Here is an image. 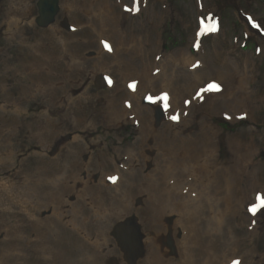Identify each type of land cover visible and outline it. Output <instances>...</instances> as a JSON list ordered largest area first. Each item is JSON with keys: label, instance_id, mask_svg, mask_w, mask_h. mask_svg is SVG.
Listing matches in <instances>:
<instances>
[{"label": "rangeland", "instance_id": "obj_1", "mask_svg": "<svg viewBox=\"0 0 264 264\" xmlns=\"http://www.w3.org/2000/svg\"><path fill=\"white\" fill-rule=\"evenodd\" d=\"M71 1L73 0H62V11L58 17V21L56 22V24L52 25L49 28L42 29V28L37 27L34 21L35 17L38 14L37 0H0V124H1L0 128H2L1 132L3 131L6 132L5 134H7L9 130L13 128L15 132L14 135L16 137L15 139L13 138L14 139L13 142L15 143V145L9 149V153L11 152L13 153L11 154H12V157L14 158V162L12 160L13 163L12 162L9 163L10 165L5 164L6 165L5 167H2V168L0 167V187L3 190L2 191L0 189V195L2 194L0 197V264H67V263L68 264L70 263L71 264H79V263L87 264V263H90L91 259L93 258L92 255L93 254L95 255V253H98V252H100L101 255L103 253V256L106 254L107 258L105 257L106 259L105 258L103 259V264H128L126 260L124 259V255L122 251L120 250L116 240L111 236V230H112L113 225L116 222H118L119 220L129 215L138 216L139 223L142 225V228L144 230L143 232L145 234L144 244L147 245V246L145 245L146 255L138 262V264H142L143 263L142 261H145V259L147 260L149 257L150 248L148 246V242H149V238L151 237L152 231L154 230H149L147 227H145V225L143 224V221L141 222L142 220V218L140 217L141 213L140 211L138 212V210H142L143 203L145 200L142 194L141 195L136 194L135 195L136 198L135 197L132 198L133 201L131 204H133L132 205L133 207L135 208L137 207L136 209L133 208L132 210H130L131 212L129 211V213L128 212L123 213L122 215L116 217L112 221L107 222L104 219L97 216L96 214L94 215L93 212H85L86 215L83 213L81 214V217L76 213L78 217H80V219L76 222L73 221L74 216H75L74 213L76 212L74 211V209L75 208L77 209V206L79 207V203H78L79 193H77L79 192V189L80 190L84 189L89 183L91 184L94 183V185L95 183L96 184L101 183L103 185L106 184L105 186H109V185L112 186L115 184V182H118L115 180L116 178L123 177L124 179H126L125 178L126 176H130L127 174L131 171V169L135 170L137 167L138 169L136 170H139V172L141 170L143 172L145 171L144 175H146L150 171V169L153 167V166H149L146 160L140 155H138L140 151L144 152L145 150L150 151L152 149L151 148L152 142H150V139L152 137L150 139H148V137H145V143H144L145 145L144 144L142 145L141 143L139 152L137 151L138 149L134 150L136 153L138 152L137 153L138 156L136 155L135 160L130 159L128 154L124 151L127 146L134 144L137 138L140 139L139 137L144 127L140 119L132 115H127L126 113H122V112L119 114L118 109H116V108H121L120 105H118V103L123 102L124 98H127L128 102H130L131 104H135L136 106L138 105L135 102V100L131 98L130 95L128 94L129 90L126 85V81L123 78V74H122L123 71L126 69L124 65L127 64L124 61L123 57L129 56V50L128 52L123 53L125 49L122 48L123 52L120 53L121 55L113 54L112 53V43H111L112 39H110L108 40L110 46L109 48H107L109 50L104 49L102 51V42L100 39L101 35L97 29V26L94 20L96 17L99 16L96 19H100L99 22L101 23V27H102L100 28V30L101 32L104 31L102 35L106 39L109 33L107 30H110L109 28L110 25L108 26L107 24H105V22H102V21L105 20L103 18L107 17L104 15L106 14V11L109 8V6H112L113 9L108 10V11H110L114 15V18H115V23L112 26V31L114 30L113 35H115L118 39L122 38L124 40L130 41V46L127 44L122 45L125 48H129V49L131 48V41L133 39L136 40V43L141 44L140 47L144 48V49L142 48L143 52L147 54L149 53L148 55L149 58L155 64V67H154L155 70H158L159 68L162 69L164 68L165 64H167L168 62H171L170 60L171 55L175 51L186 50V51H189L196 58L197 67H193V65L187 66L185 64H178V63H173L172 66L178 71H184L191 78L193 76L195 77L198 74H207V75L210 74L208 79L212 78V76L214 77V75L218 76L219 72L216 73L215 70L216 69L219 71L221 69L222 71L230 70L232 68L230 64L231 62H237L240 66V69H242L240 73H235L234 72L236 71L235 69L230 70V71H233L232 72L233 76L242 77L243 74H246L247 83H246V86H244L245 96L239 95L241 91H238L237 93L233 92L232 94L229 93V97H230V94L232 96L236 94H238L239 97L243 96L242 101H240L242 105L240 109L242 113L240 115L237 114V116L235 117H232L231 115L230 117V116H224L220 114H213L212 117H206L202 115L203 117L199 119L195 127H193L192 129L188 131L184 130L182 127L181 129L183 130L180 129L179 132H180V135H182V137H185V136L190 137V135L192 134L191 137H195L199 140V138L202 136V130H203V129L201 130V127H200L201 125L199 124L206 123L207 126H210L212 124L214 131H217L218 134L220 131V134H219L220 138L214 137V134L210 130H208L206 133L208 135H211L212 138H214L213 146H215L216 148V155H217L216 157L219 156L218 159L222 161L221 162L222 164L226 163L227 161L230 163L231 162L230 160L234 158L232 159V162H233L236 158H238L239 156L241 157L242 155L244 156V158H247L246 156L248 155V158H247L248 163H249V167L247 169L248 171L246 170L247 172L246 173L245 171L241 170L243 172L241 176L242 179L239 178L238 183H237V185L240 186L238 196L232 201L230 205L226 204L224 199H220L222 197L219 196V200H221V202L216 200V202H218L219 204V206L216 209H219V211H221L220 212L222 216L221 227L226 228L225 231L229 232L227 234L229 236L231 235L230 237L232 238L235 237L234 240H236V243L228 244L227 246L222 245L223 250L225 249L226 253L228 252L232 253L227 258V261L225 262V264H229L230 262H231L230 264H264V206L258 207L255 211L252 210V208L258 204L257 196L260 193H264V40L256 36L254 32H252L248 28L247 24L244 21L239 20L237 11L232 7H228L226 5L225 0H141L140 5L138 3L139 0H122V1L121 0H75V2L73 3ZM238 2L244 14L250 20H252L255 26H257L258 28H261L264 31V3H260L256 0H238ZM19 5H23L24 8H20ZM89 7H90V11L92 12L89 11ZM67 9H70L72 13L67 12L66 11ZM75 9H77L76 13H74ZM14 11H17V12H14ZM92 17H95V18H92ZM15 19L18 20V25H16L15 27H11L9 23ZM149 19L151 21H149ZM131 29L139 30L137 31L138 33H136V35L134 34V37H130V32L132 31ZM248 34L254 35L255 42L247 41ZM89 41L91 42L89 43ZM150 43H152L153 45L152 44L149 45ZM143 44L145 47L143 46ZM214 44L216 45V47ZM41 47H43L44 49ZM49 48L51 49V51ZM32 51H34V53H32ZM44 52H48V54ZM201 53L203 56L200 55ZM32 54H43L45 57L48 55L47 58L49 59L47 60H50L51 62L49 63V65H47L46 62L42 60H40V63H38L39 61L33 63V61L31 62V58H30V55ZM49 56H51L52 58H50ZM147 60L148 59L144 58L143 63ZM133 61L136 62L135 60ZM41 62L43 63L41 64ZM52 62L54 63L52 64ZM25 64L26 65L28 64L29 66L27 65L28 66L27 67ZM76 64H79L81 66L79 67V65H76ZM157 64L159 67L157 66ZM238 64H234L233 67L238 68ZM21 67L22 68L26 67V68L22 69ZM79 68H80V71H77ZM250 69H252V71ZM253 69L255 70L253 71ZM26 70H28V72ZM57 70H60V71H57ZM41 72L42 73L44 72V74H41ZM51 72L53 75H50ZM69 72L73 74L71 73L69 74ZM172 72L173 71L170 70V73ZM45 74H47L48 76ZM226 74H227V71L223 72V75H226ZM30 75H31V78H30ZM42 75H44V77ZM64 75L65 76L67 75V76L64 78ZM49 76L50 78L52 76L53 77L50 79ZM101 76H105V77L109 76L110 82L106 81L105 83L101 84V81H100ZM38 78H40L41 80ZM34 79H36L35 84H33ZM64 79L66 80L64 81ZM153 79H155V77H153ZM50 81L52 84L50 83ZM27 82L30 85L26 86ZM40 82L41 84H38ZM42 83H44V85ZM33 85H34V88H32ZM23 86L24 87L26 86L27 88L26 87L24 88ZM38 86L43 89L41 90ZM48 86L50 87L52 86V87L50 88ZM177 86L184 87V83L178 81V83H175V87ZM24 89L28 91V93L27 92L23 93L22 91ZM153 89L156 90L155 87ZM16 93L18 95H16ZM24 94L26 95L24 96ZM156 94H158L157 91H156ZM163 94L164 93H162V95ZM188 94H189L188 96H190L191 98H188L187 96H185L186 97L184 99L185 104L190 99L195 100L193 99V96L191 93H188ZM12 95L14 98L12 97ZM149 95H151V93ZM167 95H168L167 102L169 103V98H170L169 93H167ZM87 96L89 98H86ZM11 97L14 99V101L12 100ZM157 97L158 96L156 95L153 98H155V100L158 101L159 99L157 100L156 99ZM78 98L80 100L82 99L81 102ZM112 99L113 101H111ZM71 100H72V103H71ZM155 100L152 101V103H154ZM137 101H139L140 103L139 99H137ZM110 102L114 103V105L111 104ZM69 104L72 107H70ZM103 105H105V107ZM141 106L147 108V106H143V104H141ZM168 106H170V104ZM168 106L166 107V109L168 108ZM108 108H109V111H108ZM81 109L86 110L84 112H87V115L85 116L83 114L79 115V113H77V110L81 111ZM18 110H20L19 113H18ZM71 110H72V113L69 112ZM186 110L188 112L187 108ZM73 112L75 116L73 115ZM113 112L116 114L115 116H113ZM107 113H111L112 115L107 114ZM45 116L46 118L44 119ZM64 116L66 118H64ZM52 117H54L55 119H53ZM116 117L117 118L119 117L120 119H116ZM124 117L125 119H122ZM3 118H4V121H3ZM10 118H13L15 121L17 119V122L11 121V123L12 122L13 123L8 124V121ZM78 118L86 119L83 121V125L81 124L82 126L80 125V119ZM24 119L25 120L27 119V120L24 122ZM159 119L161 118L159 117ZM87 120L89 122L91 120L92 122L89 123ZM1 121L3 122L1 123ZM19 121H21L22 123ZM28 121H30V123H28ZM39 121H41L40 124L38 123ZM34 122L35 124H33ZM18 123L21 125H19ZM28 124L30 126H28ZM41 124L43 126L45 125V127H42ZM183 124L185 125V123ZM183 124L182 126H184ZM12 125L13 126L15 125V126L13 127ZM35 126H40V130L43 132V134L47 133L50 136L49 137L50 141H49V138L46 137L47 135L44 137L46 138L44 140H40L39 138H34L33 136H34ZM57 126H59V128ZM80 126L82 127V129ZM29 127L31 129H29ZM50 127L51 129H49ZM52 127L54 130L56 128V130L54 131ZM43 130H46V133ZM174 131H177V130L174 129ZM185 131L187 134H185ZM68 133L73 134L72 139L62 144L60 149L54 155H51L50 152H51L52 146L55 145L58 139H60L61 137L65 136ZM1 134L3 135V133ZM138 139L136 141H138ZM78 141H80V145L78 143L74 147L73 144L77 143ZM147 141L148 143L149 142L151 143L150 147L146 145ZM110 142L113 144H111ZM158 142H160V140L158 139H155L153 141L155 145L154 151L155 153L157 152L156 154L161 153L159 148H156V146L157 147L161 146L159 145ZM229 142L231 143V145ZM250 145L252 146L250 147ZM67 147L69 148V150H67ZM240 147L242 150L240 149ZM229 148L230 149L233 148V149H231L230 151ZM71 149L72 151L74 150L76 152V154L74 152L73 156L75 155V158L79 159L78 163L80 167L78 170H75L74 172L66 173L67 171H65L64 169L63 171H65L64 173H66V176L69 175L67 178L69 180L71 179L69 181L66 178L65 183L67 185L70 184L73 186H69V188H66L68 190L64 189V191H62L64 192V195L61 191L58 192V190L57 191L53 190L54 192L51 191L52 193L48 194V192L46 191H48L51 183L52 185L55 184V180L53 178L56 177V175L55 176L49 175L48 177V175L47 176L41 175V174L35 175V173L38 170H41L40 168H44L45 165H47L46 164L47 161L48 162L55 161L58 157L61 156L62 152L70 151ZM235 150H237V152H235ZM2 153L4 154V152H0V159L3 157ZM97 153L98 154L101 153L99 155V158H97V155H98ZM102 155H105L107 158V161L109 160L111 164V168L107 169L108 171L107 170L100 171L98 167L95 166L97 159H100ZM95 156H96V160L94 161ZM42 160H45V162ZM63 162L64 163H62V165L64 164L63 166L66 167L65 160ZM52 163H53L52 166L54 167V164L56 162H52ZM138 163L142 169H139ZM40 164H42L44 167ZM24 166H26V169H24L25 168ZM36 166L38 167V169L35 172L34 169ZM94 170H96L95 171L96 174ZM17 171L18 173L19 172L21 173L23 171L21 175H19V177H17L18 176L16 174ZM26 171L27 172L31 171V172L28 174ZM25 172L27 175L25 174ZM105 172H107V174ZM118 172L122 174L120 175ZM22 174L23 175L25 174L26 176L23 177ZM91 174L92 175L94 174L95 178L94 176L92 177ZM104 174H106L107 176ZM113 174L116 176H114ZM38 175L40 177H38ZM251 175H253L254 178ZM50 176H52L53 178ZM88 176H90L89 179H88ZM103 176L104 178L105 177L106 178L104 179ZM77 177H80V178L78 179ZM81 177L82 178L84 177V178L82 179ZM114 177L115 179H113ZM22 178H24L25 180L29 178L27 181L34 178L36 181L35 194L40 193L41 191H43V193L41 192L42 194L40 196L38 197L36 196V198L34 197L35 200H28L26 199L27 197L25 198V200L24 199L20 200L23 197L19 196V193H15V192L7 193L6 192V190H9L8 188L11 186L13 182L15 183L17 181L18 182L24 181V179ZM46 178H47L48 183H45L46 181L44 179ZM97 179H99L98 180L99 182L97 181ZM93 180H95V182H92ZM110 180L111 181L114 180V181L111 182ZM67 181L69 184L67 183ZM133 181L134 183L138 182L136 180H133ZM84 182H87V183L84 184ZM77 183H79L80 185H78ZM244 183L247 186L243 185ZM112 189H114L115 191V188H112ZM44 190L46 194L44 193ZM243 190L248 191L247 195L249 196H247L246 202L243 201V198L245 197L243 195L245 194ZM60 192H61V195H63L64 203L62 202V204L58 207L55 204L57 203L56 201L51 202V198H52L51 195L53 193H54L53 195L55 194L60 195ZM16 194L18 196H16ZM45 195H48V196H45ZM3 197H6L7 200L2 199ZM12 199L13 200L15 199L14 200L15 202ZM41 200H42V205L37 206L36 203L41 204ZM33 201L34 203H31ZM43 201L45 202V204ZM49 202L51 203L52 206L49 205L50 204ZM76 203H77V206H76ZM233 203L235 205H233ZM30 204L32 205V207L35 206V209L37 210H34V207H33V210H31L32 207ZM64 204L65 206H63ZM40 206H42V208H40ZM44 206L46 207L45 209H44ZM227 209L228 210L230 209V211H228ZM28 211H30L31 213ZM234 211H236L237 214ZM58 212L61 214H59ZM229 212L232 216L228 214ZM56 216H60V217H56ZM44 220H47V221L44 222ZM52 220H55V222H53ZM84 221L87 223H85ZM224 221H226V223ZM46 222L47 224L49 223L50 225L48 224L47 226ZM91 222L93 224L95 222L94 226H92L94 231L90 230L91 228L89 227L87 229L82 227L83 225L89 226L88 223H91ZM109 222L110 224H108ZM34 224H36L37 226H35ZM50 226L51 227L53 226V227L51 228ZM45 228L46 229L48 228L47 230H49L51 233H54V234L47 232ZM75 229L77 230L78 233L76 231H73ZM106 229L108 231H106ZM253 229L255 230L253 231ZM174 230L178 232L179 228L178 230L177 228H174ZM44 231H46L47 235L44 234ZM168 231L169 230H167L166 232L164 231H161V232L166 234ZM176 231L174 232L176 237L172 238L173 241L171 242L172 244H170V246L171 248L174 247L175 252L176 251L177 252L173 254L167 253V255L162 254L163 256H165L163 257V259L165 260V263L167 262V264H173V263L176 264V262H179L178 264H182L181 262L184 261V257L180 255L179 250H177L178 248L174 245L175 239L176 238L180 239L181 237V235L176 234L177 233ZM55 232L57 234H55ZM42 233L43 235H41ZM48 234H50L51 237ZM101 234H104V236ZM102 238H105V239H102ZM23 239L24 241L21 242V240ZM110 239L111 241H109ZM99 244H102V245H99ZM182 245L185 246L186 244L185 245L182 244ZM236 245L238 249L236 248ZM62 246H65V247H62ZM228 247H229V250H228ZM79 248L81 249V252L79 251ZM83 248L87 250L85 253H84ZM220 248H221V245L216 246L215 249L214 248L211 249L213 250V252L214 250L216 251L214 255L212 254V257L217 258L215 260L219 264H221V261L223 260V254ZM111 249H113L114 253H116V254L112 253L114 257L112 254L109 253ZM95 250L96 252H94ZM107 250H109V252ZM234 250L236 252L233 253ZM195 251L196 250L193 251L194 254L192 255H195L201 261L205 262L207 260L206 259L207 256L204 253L201 254L200 253L201 251L199 252L197 251L198 253L196 255ZM63 254H66V255L64 256ZM176 256L179 258H177ZM219 256L221 257L219 258ZM60 259H62V262Z\"/></svg>", "mask_w": 264, "mask_h": 264}, {"label": "bare ground", "instance_id": "obj_2", "mask_svg": "<svg viewBox=\"0 0 264 264\" xmlns=\"http://www.w3.org/2000/svg\"><path fill=\"white\" fill-rule=\"evenodd\" d=\"M122 1V0H121ZM72 3L75 2V0L71 1ZM92 2V1H91ZM95 2V1H94ZM107 2V1H106ZM114 3V2H113ZM103 4V3H102ZM109 4V3H108ZM116 4V3H115ZM104 5V4H103ZM93 6V4H92ZM91 6V7H92ZM114 6V5H113ZM149 6V5H148ZM147 6V7H148ZM20 8H24L23 5H19ZM95 8V7H94ZM116 8V7H115ZM113 9L112 6H109V8L106 11V14L104 16H107L106 18H103L105 20H103L102 22H105V24H107L110 28V30H107L108 36L106 37V39L104 38V36L102 35L103 32H101L100 28L101 27V23L99 22L100 19H96L98 17H92L95 18L94 22L96 23L97 29L100 33V39L102 42V51L104 50V48L109 47V41L110 39H112L111 43H112V53L113 54H118L121 55L120 53L123 52L124 48V52H128L129 50V56L128 57H123L124 61L128 64H125L124 67H126V69L123 71V78L126 81L127 87L128 84L133 82L135 84V89L132 91L129 89V95L131 98H133L135 100V102L137 103L138 106H136L135 104H131L130 102H128L127 98L123 99V102L118 103V105H120L121 108H116L118 109V113L120 114L122 113H126L127 115H132L138 119H140L144 129H142L141 134H140V139H138V141L135 140V143L129 146H125L126 149L124 150L130 159L135 160L137 153L139 152V148L145 143V137H148V139H150V142H152V144L147 141V146H151L152 145V149L149 150H145L144 152L140 151L138 155H140L141 157H143L147 164H149V166H153L150 171L144 175V172L141 170L139 172V170L136 167L135 170H132L127 174L130 176H126L124 179L123 177L119 178L120 180H118V182H116L114 185H109V186H105L101 183H94L91 184L89 183L84 189H79V207L77 206V209L75 208L74 211H76L74 214V222L78 221L81 217V214H85V212H93L94 215L96 214L97 216H99L100 218L104 219L105 221H112L113 219H115L116 217L122 215L123 213H129L130 210H132L133 207L131 204L132 203V198L135 197L136 194H142V196L145 198L144 203H143V207L142 210H138V212L140 211L141 215L140 217L142 218L141 222L143 221V224L145 225V227H147L149 230H154L152 231L151 237L149 238V242H148V246H149V257L148 259L145 261H142V264H167V262L165 263V260L163 259V255H167V253L169 254H173L176 253L174 247L171 248L170 244H172L171 242L173 241L172 238L176 237L175 235V231L174 228H179L178 232L176 234L181 235L180 239L176 238L174 245L178 248L177 250H179L180 255H182V257H184V261L181 262L182 264H219L217 263V261L212 257V254L214 255V253L216 252L214 250H211L212 248L215 249L216 246H220L221 245V250H222V254H223V260L221 258V264H225V262L227 261V258L232 254L231 252L226 253L225 249L223 250L222 245L227 246L228 244H232V243H236V240H234V238L230 237L226 232L224 227H221V211H219V209H216L219 204L218 202H216V200H219V196L222 197L220 199H224L226 204H231L232 201L238 196L239 193V187L237 185L238 183V179L241 178L242 179V171H245L248 169L249 167V163H248V155L246 156L247 158H244V156L242 155L241 157L239 156L238 158H236L233 162H232V158L230 161V163L226 160L224 164H222L218 157H216V148L215 146H213L214 143V138H212L211 135H208L206 132L208 130L212 131V133L214 134V137H218L220 138L219 134L217 131H214V128L212 127V124L210 126H207V124H199L201 125V130H202V136L199 138V140L195 137H191L192 134L190 135V137H182V135H180V129L183 127L184 130L188 131L190 129H192L193 127L196 126L197 122L199 121V119H201L204 115L206 117H212L213 114H220V115H224V116H232L235 117L238 115H240L242 113L241 109V103L240 101H242L243 96H245L244 93V86H246V74H243V76L241 77H237V76H233V71H230L232 69H235L236 71H234L235 73H240V71H242V69H240V66L237 62H231V66L232 68L230 70H224L222 71V69L219 70H215L216 73L219 72L218 76L214 75V77L212 76V78L208 79V77L210 76L207 74H198L195 77L193 76L192 78L185 73L184 71H178L176 70L172 64L173 63H178V64H185L187 66L189 65H193V67H197V60L196 58L189 52L186 50H178L175 51L174 53H172L171 55V62H168L167 64L164 65V68H159L158 70H155V64L153 63V61L149 58V53H144L142 48L140 47L141 44L136 43V40L131 41V48H125L122 45H129L130 46V41L124 40L122 38L118 39L115 35H113V31H112V26L115 23V18L114 15L108 11ZM151 9V8H150ZM147 10V8H146ZM67 12H70V9L66 10ZM89 11H90V7H89ZM97 11V10H96ZM17 12V11H14ZM77 12V9H75L74 13ZM92 12V11H90ZM161 14V13H160ZM96 15V13H95ZM151 18V17H150ZM153 18V17H152ZM162 19V18H161ZM92 20V19H91ZM93 21V20H92ZM91 21V22H92ZM149 21H151L149 19ZM155 23V22H154ZM153 23V25H154ZM11 27H15L16 25H18V20H12L10 23ZM158 25V24H157ZM139 27V26H137ZM141 28V27H140ZM139 28V29H140ZM156 28V27H155ZM96 29V30H97ZM154 29V28H153ZM105 30V29H104ZM132 30V29H131ZM97 31V32H98ZM137 30H132L130 32V37H134V34L136 35V33H138ZM156 31V30H155ZM106 32V31H105ZM112 32V33H110ZM98 33V35H99ZM50 39V38H49ZM137 39V37H136ZM52 41V40H51ZM61 41V40H60ZM91 41H89L90 43ZM103 42L106 43L105 47L103 46ZM151 42V41H150ZM217 42V41H216ZM63 43V42H62ZM141 43V42H140ZM64 44V43H63ZM62 44V45H63ZM152 43H150L149 45H151ZM157 44V42H156ZM153 45V44H152ZM215 45V44H214ZM61 46V45H60ZM59 46V48H60ZM77 46V45H75ZM144 46V44H143ZM54 47V46H52ZM63 47V46H62ZM127 47V46H126ZM145 47V46H144ZM153 47V46H152ZM151 47V48H152ZM216 47V45H215ZM40 48V47H38ZM43 48V47H41ZM37 49V48H36ZM44 49V48H43ZM50 49V48H49ZM48 49V50H49ZM144 49V48H143ZM214 49V48H213ZM62 50V49H61ZM60 50V51H61ZM221 50V49H220ZM235 50V49H234ZM29 51V50H27ZM37 51V50H36ZM51 51V49H50ZM64 51V50H63ZM152 51V50H151ZM204 51V50H203ZM39 52V51H38ZM37 52V53H38ZM205 52V51H204ZM219 52V51H218ZM28 53V52H27ZM32 53H34V51H32ZM47 53L48 52H44ZM43 53V54H44ZM151 53V52H150ZM230 53V52H229ZM21 54V53H20ZM43 54H32L30 55L31 58V62L33 61V63L39 61L38 63H40V60L45 61L47 65H49V63L51 62L50 60H47L49 58H47V56L45 57ZM53 54V53H51ZM50 54V55H51ZM57 54V53H56ZM72 54V53H71ZM75 54V52H74ZM127 54V53H126ZM137 54V55H136ZM17 55V54H16ZM15 55V56H16ZM40 55V56H39ZM134 55V56H132ZM202 55V53L200 54ZM218 55V54H217ZM28 56V55H27ZM52 56V55H51ZM51 56H49L50 58H52ZM56 56V55H55ZM203 56V55H202ZM201 56V57H202ZM208 56V55H207ZM54 57V56H53ZM205 57V56H204ZM21 58V57H20ZM19 58V60H20ZM57 58V57H56ZM144 58L148 59L147 61H145L143 63ZM218 58V57H216ZM25 59V58H24ZM60 59V58H59ZM74 59V58H72ZM118 59V58H117ZM205 59V58H204ZM203 59V60H204ZM53 60V59H52ZM133 60H135L136 62H134ZM206 60V59H205ZM208 60V59H207ZM14 61V60H13ZM18 61V60H17ZM22 61V60H21ZM57 61V59H56ZM60 61V60H59ZM123 61V62H124ZM231 61V59H230ZM16 62V61H15ZM25 62V61H24ZM28 62V61H27ZM44 62V63H45ZM61 62V61H60ZM73 62V61H72ZM140 64H139V63ZM245 62V61H244ZM251 62V61H250ZM26 63V62H25ZM43 62H41L42 64ZM54 62H52L53 64ZM71 63V61H70ZM75 63V62H74ZM143 63V64H142ZM205 63V61H204ZM24 64V63H23ZM63 64V63H62ZM234 64H238V68L233 67ZM26 65V64H25ZM24 65V66H25ZM28 65V64H27ZM26 65V66H27ZM65 65V64H64ZM79 65V64H76ZM101 65V64H99ZM245 65V64H244ZM20 66V65H19ZM23 66V65H21ZM29 66V65H28ZM27 66V67H28ZM58 66V65H57ZM81 65H79L80 67ZM120 66V65H119ZM158 66V64H157ZM247 66V65H246ZM78 67V66H77ZM105 67V66H104ZM159 67V66H158ZM182 67V66H181ZM22 68V67H21ZM26 68V67H23ZM22 68V69H23ZM56 68V66H55ZM59 68V67H58ZM82 68V67H81ZM84 68V66H83ZM123 68V67H122ZM188 68V67H187ZM221 68V67H220ZM54 69V68H53ZM61 69V67H60ZM98 69V68H97ZM124 69V68H123ZM65 70V68H64ZM63 70V71H64ZM83 70V69H82ZM102 70V68H101ZM170 70H172L173 72L170 73ZM252 71V69H250ZM255 69H253L254 71ZM19 71V70H18ZM25 71V70H24ZM28 72V70H26ZM34 71V70H33ZM60 71V70H57ZM72 71V70H71ZM80 71V68L77 70ZM105 71V69H104ZM226 75H223V72H226ZM23 72V71H22ZM53 72V71H52ZM51 72L50 75H53ZM198 72V70H197ZM247 72V71H246ZM26 73V72H25ZM23 73V74H25ZM50 73V72H49ZM60 73V72H58ZM67 73V72H66ZM71 72H69L70 74ZM200 73V72H199ZM18 74V73H17ZM27 74V73H26ZM33 74V73H32ZM41 74H44V72ZM40 74V75H41ZM48 74V72H47ZM45 74V75H47ZM55 74V73H54ZM73 74V73H71ZM19 75V74H18ZM36 75V74H35ZM38 75V73H37ZM39 75V76H40ZM177 78H176V76ZM252 75V74H251ZM44 77V75H42ZM48 76V75H47ZM67 76V75H66ZM64 75V78L66 77ZM33 77V76H32ZM41 77V76H40ZM53 77V76H52ZM51 77V78H52ZM57 77V76H56ZM153 77H155V79H153ZM31 78V75H30ZM37 78V77H36ZM50 78V76H49ZM50 78V79H51ZM238 78V79H237ZM40 79V78H38ZM43 79V78H42ZM48 79V78H47ZM56 79V78H55ZM68 79V77H67ZM35 80L34 79V83L35 84ZM41 80V79H40ZM39 80V81H40ZM62 80V79H61ZM66 79H64L65 81ZM31 81V80H30ZM47 81V80H46ZM49 81V80H48ZM52 81V80H51ZM50 81V83H51ZM178 81L184 83V87H180L177 86L175 87V83H178ZM42 82V81H41ZM38 83V84H41ZM31 83V84H32ZM47 83V82H46ZM211 83H215L219 86L218 90H209L208 89V85ZM15 84V83H14ZM23 84V83H22ZM21 84V86H22ZM44 85V83H42ZM52 84V83H51ZM147 84V86H146ZM30 85L28 84V82L26 83V86ZM37 85V84H36ZM35 85V86H36ZM47 85V84H46ZM155 85V86H153ZM20 86V88H21ZM25 86V87H26ZM40 86V85H39ZM38 86V87H39ZM146 86V87H145ZM24 87V86H23ZM22 87V88H23ZM24 87V88H25ZM31 87V86H29ZM42 87V86H41ZM50 87V86H48ZM52 87V86H51ZM50 87V88H51ZM156 88L153 89V88ZM16 88V87H14ZM27 88V87H26ZM34 88V85L33 87ZM40 88V87H39ZM246 88V87H245ZM30 89V88H29ZM41 90L43 88H40ZM45 89V88H44ZM53 89V88H52ZM61 89V88H60ZM15 90V89H14ZM20 90V89H19ZM25 90V89H24ZM22 91L27 92L28 91ZM33 90V89H31ZM40 90V91H41ZM57 90V89H56ZM64 90V89H63ZM150 90V91H149ZM51 91V90H50ZM59 91V90H58ZM149 93H148V92ZM156 91L158 92V94H156ZM241 91L239 93V95H243L242 97H239L238 94L232 96L231 94L233 92H238ZM12 92V91H10ZM14 92V91H13ZM44 92V91H43ZM47 92V91H46ZM49 92V91H48ZM52 92V91H51ZM169 93V103L167 102V104L170 106H168V108L166 109L165 102L162 100H158L154 103H152L151 100L148 99V97H155L156 95L158 97L162 96V93ZM247 92V91H246ZM42 93V92H41ZM40 93V94H41ZM55 93V91H54ZM151 93V95H149ZM191 93L193 96L192 100L190 99L187 103L189 104H185L184 103V99L186 98L185 96H187L188 98H191L190 96H188ZM229 93L230 97H229ZM33 94V93H31ZM35 94V92H34ZM89 94V93H88ZM145 94V95H144ZM14 95V94H13ZM12 95V97H13ZM16 95H18L16 93ZM15 95V96H16ZM26 94H24L25 96ZM55 95V94H54ZM87 95V94H86ZM90 95V94H89ZM88 95V96H89ZM132 95V96H131ZM11 96V95H10ZM86 98H89V97ZM96 96V95H95ZM11 97V98H12ZM23 97V96H22ZM21 97V98H22ZM34 97V96H33ZM46 97V96H45ZM56 97V96H55ZM91 97V96H90ZM94 97V96H93ZM127 97V96H126ZM238 97V99H237ZM14 98V97H13ZM12 98V100L14 101V99ZM18 98V97H16ZM30 98V97H29ZM40 98V97H39ZM107 98V97H106ZM109 98V97H108ZM41 99V98H40ZM79 99V98H78ZM92 99V98H91ZM97 99V98H96ZM137 99L140 100L137 101ZM155 99V98H153ZM27 100V99H26ZM30 100V99H29ZM53 100V99H52ZM74 100V99H73ZM80 100V99H79ZM82 100V99H81ZM80 100V102H81ZM94 100V98H93ZM105 100V99H104ZM21 101V100H19ZM55 101V99H54ZM85 101V99H84ZM97 101V100H96ZM110 101V99H109ZM113 101V99L111 100ZM117 101V100H116ZM121 101V100H120ZM187 101V100H186ZM16 102V101H15ZM29 102V101H28ZM40 102V101H39ZM90 102V101H89ZM108 102V100H107ZM10 103V102H9ZM14 103V102H13ZM72 103V100H71ZM84 103V102H83ZM82 103V104H83ZM111 103V102H110ZM116 103V102H115ZM133 103V102H132ZM246 103V102H245ZM11 104V103H10ZM15 104V103H14ZM17 104V103H16ZM27 104V103H26ZM50 104V103H49ZM75 104V103H74ZM114 105V103H111ZM141 104H143V106H147L146 107H142ZM70 105V104H69ZM87 105V104H86ZM110 105V104H109ZM246 105V104H245ZM250 105V104H249ZM20 106V105H19ZM24 106V105H23ZM26 106V105H25ZM91 106V105H90ZM105 107V105H103ZM108 106V105H106ZM251 106V105H250ZM14 107V106H13ZM16 107V106H15ZM29 107V106H28ZM70 107H72L70 105ZM76 107V106H75ZM82 107V106H81ZM88 107V106H86ZM85 107V108H86ZM103 107V108H104ZM119 107V106H118ZM249 107V106H248ZM17 108V107H16ZM15 108V109H16ZM24 108V107H23ZM26 108V107H25ZM78 108V107H77ZM101 108V106H100ZM112 108V107H110ZM186 108L188 109V112L186 110ZM21 109V107H20ZM74 109V108H72ZM80 109V107H79ZM87 109V108H86ZM91 109V108H90ZM114 109V108H113ZM112 109V110H113ZM149 109V110H148ZM70 110V109H69ZM76 110V109H75ZM95 110V109H94ZM97 110V109H96ZM148 110V111H147ZM250 110V109H249ZM13 111V110H12ZM17 111V110H16ZM20 110H18L19 113ZM23 111V110H22ZM86 110H82L79 111L77 110V113L83 114L84 116L87 115V112H84ZM89 111V110H88ZM107 111V109H106ZM109 111V108H108ZM68 112V111H67ZM72 113V110L69 111ZM99 112V111H98ZM111 112V110H110ZM248 112V111H247ZM14 113V112H13ZM16 113V114H18ZM94 113V112H93ZM92 113V114H93ZM103 113V112H102ZM106 113V112H105ZM21 114V113H20ZM107 114H111V113H107ZM125 114V115H126ZM9 115V114H8ZM26 115V114H25ZM68 115V114H67ZM74 115V112H73ZM78 115V116H79ZM106 115V114H105ZM112 115V114H111ZM116 114L113 112V116H115ZM123 115V114H122ZM66 116V115H65ZM64 116V118H66ZM75 116V115H74ZM164 116V118H163ZM230 116V117H231ZM6 117V116H5ZM16 117V116H14ZM25 117V116H24ZM23 117V118H24ZM32 117V116H31ZM43 117V116H42ZM83 117V116H82ZM110 117V116H109ZM159 117L161 119H159ZM173 117H177V119H173ZM46 118V116L44 117V119ZM53 119H55L54 117H52ZM73 118V116H72ZM70 118V119H72ZM88 118V117H87ZM90 118V117H89ZM102 118V117H101ZM105 118V117H104ZM107 118V117H106ZM6 119V118H5ZM8 119V117H7ZM12 119V120H10ZM8 121V124L11 123V121H15L13 118H10ZM28 119V118H27ZM26 119V120H27ZM37 119V118H36ZM43 119V118H42ZM48 119V117H47ZM63 119V118H62ZM76 119V118H75ZM74 119V120H75ZM80 119V125H83V121L86 120L84 118H78ZM96 119V117H95ZM112 119V118H111ZM109 119V120H111ZM114 119V118H113ZM116 119H120L119 117ZM122 119H125L122 118ZM155 119V120H154ZM24 119V122L26 121ZM33 120V119H32ZM68 120V119H67ZM92 120V119H91ZM90 120V122H92ZM107 120V119H106ZM105 120V122H106ZM108 120V121H109ZM115 120V119H114ZM4 121V118H3ZM1 121V123L3 122ZM34 121V120H33ZM42 121V120H41ZM39 121L38 123L40 124ZM88 121V120H87ZM98 121V120H97ZM17 122V119L16 121ZM21 122V121H19ZM23 122V123H24ZM48 122V121H47ZM46 122V123H47ZM75 122V121H74ZM77 122V121H76ZM89 122V121H88ZM87 122V123H88ZM89 122V123H90ZM112 122V121H111ZM114 122V121H113ZM117 122V121H116ZM13 123V122H12ZM11 123V124H12ZM22 123V122H21ZM28 123H30V121H28ZM44 123V124H46ZM51 123V122H49ZM60 123V122H59ZM86 123V122H85ZM119 123V121H118ZM185 123V125L183 124ZM10 124V125H11ZM19 124V123H18ZM35 124V122L33 123ZM38 124V125H39ZM55 124V123H54ZM110 124V123H109ZM115 124V123H114ZM182 124L184 126H182ZM1 125V124H0ZM5 125V123H4ZM17 125V124H16ZM21 125V124H19ZM27 125V123H26ZM25 125V126H26ZM51 125V124H50ZM58 125V124H57ZM74 125V124H73ZM81 125V126H82ZM86 125V124H85ZM96 125V124H95ZM108 125V124H107ZM113 125V124H112ZM141 125V124H140ZM141 125V126H142ZM198 125V126H199ZM13 126V125H12ZM15 126V125H14ZM13 126V127H14ZM28 126H30L28 124ZM27 126V127H28ZM34 126V125H33ZM32 126V127H33ZM42 127H45V125L43 126L41 124ZM48 126V125H46ZM80 126V127H81ZM88 126V124H87ZM93 126V124H92ZM97 126V125H96ZM1 127V126H0ZM5 127V126H3ZM8 127V126H7ZM26 127V129H27ZM54 127V126H53ZM52 127V129H53ZM59 128V126H57ZM79 127V125H78ZM86 127V126H85ZM91 127V126H90ZM16 128V127H15ZM142 128V127H141ZM25 129V130H26ZM29 129H31L29 127ZM44 129V128H43ZM51 129V127L49 128ZM82 129V127H81ZM96 129V128H95ZM177 130V131H174ZM181 129V130H183ZM197 129V128H196ZM216 129V128H215ZM249 129V128H248ZM2 128H0V152H4L3 157L0 159V167H5L6 165H8L9 163L14 162V158L12 157V154L9 153V149L12 148V146L15 145V143L13 142V140L16 138L15 137V132L14 129L11 128L9 130V132L7 134H5L6 132H1ZM54 130V129H53ZM56 130V128H55ZM54 130V131H55ZM251 130V129H250ZM46 133V130H43ZM48 131V130H47ZM155 131V132H154ZM185 131V134H187ZM50 132V131H49ZM53 132V131H52ZM182 132V131H181ZM3 133V135L1 134ZM30 133V132H29ZM33 133V132H31ZM183 133V132H182ZM244 133V132H243ZM53 134V133H52ZM51 134V136H52ZM189 134V133H188ZM240 134V132H239ZM32 135V134H31ZM47 135V136H46ZM245 135V134H244ZM50 137L47 133L43 134V132L40 130V126H35V131H34V138H39L40 140H44L46 138L44 137ZM155 136V137H154ZM242 136V135H240ZM223 137V136H222ZM221 137V139H222ZM232 137V136H231ZM244 137V136H243ZM250 137V136H249ZM14 138V139H13ZM78 138V137H77ZM80 138V137H79ZM83 138V137H82ZM153 138L160 140L159 147L156 146V148H159V150L161 151V153L156 154L154 151L155 145L153 143ZM253 139V138H252ZM76 140V139H75ZM79 140V139H77ZM226 140V139H225ZM256 140V139H255ZM46 141V140H45ZM50 141V138H49ZM48 141V142H49ZM157 141V140H156ZM155 141V142H156ZM47 142V143H48ZM253 142V141H252ZM80 145V141H78L77 143H74L73 146L75 147L76 144ZM85 143V142H84ZM111 143V142H110ZM157 143V145H158ZM230 143V142H229ZM233 143V142H232ZM245 143V142H244ZM88 144V143H87ZM86 144V145H87ZM113 144V143H111ZM110 144V145H111ZM151 144V145H150ZM156 144V143H155ZM241 144V143H240ZM109 145V147H110ZM145 145V144H144ZM231 145V143H230ZM237 145V144H236ZM247 145V144H246ZM78 146V145H77ZM138 146V147H137ZM238 146V145H237ZM244 146V145H243ZM252 145H250L251 147ZM16 147V146H15ZM18 147V146H17ZM69 147V146H68ZM67 147V150H69V148ZM72 147V146H71ZM70 147V148H71ZM117 147V146H116ZM115 147V148H116ZM124 147V146H123ZM236 147V146H235ZM249 147V148H250ZM19 148V147H18ZM114 148V147H113ZM238 148V147H237ZM247 148V147H246ZM75 149V148H74ZM106 149V148H105ZM121 149V148H120ZM135 149H138L137 153L134 151ZM230 149V148H229ZM233 149V148H231ZM230 149V151H231ZM241 149V147H240ZM17 150V149H16ZM15 150V151H16ZM77 150V149H76ZM116 150V149H115ZM119 150V149H118ZM123 150V149H122ZM156 150V149H155ZM242 150V149H241ZM240 150V151H241ZM252 150V148H251ZM12 151V150H11ZM80 151V150H79ZM84 151V150H83ZM100 151V150H99ZM102 151V150H101ZM117 151V150H116ZM123 151V152H124ZM250 151V149H249ZM14 152V151H13ZM74 150L72 151V149L70 151H64L62 152L61 156L58 157L55 161H51V162H46L45 167L42 165L44 168H40L41 170L38 172L41 175H45L49 177V175H56V177H52L55 180V184L49 186L48 194L52 193L51 191H64V189L69 188V186H73L70 185L67 181V183L69 185H67L65 183L66 178L69 176H66V173L69 172H74L75 170L79 169V163L77 158H75L74 154ZM81 152V151H80ZM112 152V151H111ZM235 152H237V150H235ZM234 152V153H235ZM242 152V151H241ZM246 152V151H245ZM15 153V152H14ZM232 153V152H231ZM240 153V152H239ZM16 154V153H15ZM76 154V152H75ZM82 154V153H81ZM98 154V153H97ZM101 153H99L97 155V158H99V155ZM112 154V153H111ZM219 154V153H217ZM241 154V153H240ZM248 154V153H247ZM250 154V153H249ZM106 155V154H105ZM105 155H102L100 157V159H97L95 166L98 167V169L100 171H106L107 169L111 168V164L109 162V160L107 161V158ZM108 155V154H107ZM137 155V156H138ZM230 155V153H229ZM251 155V154H250ZM80 156V155H79ZM238 156V155H237ZM73 157V158H71ZM78 157V156H77ZM109 157V156H108ZM234 157V156H233ZM13 158V159H12ZM71 158V159H70ZM79 158V157H78ZM112 158V157H111ZM224 158V157H223ZM222 158V159H223ZM226 158V157H225ZM31 159V157H30ZM40 159V158H39ZM113 159V158H112ZM140 159V158H138ZM221 159V158H220ZM228 159V158H227ZM41 160V159H40ZM46 160V159H45ZM45 160H42L45 162ZM65 160L66 163V167H64L62 165V163H64L63 161ZM96 160V156L94 158V161ZM115 160V159H114ZM129 160V159H128ZM81 161V160H80ZM131 161V160H130ZM138 161V160H137ZM140 161V160H139ZM12 162V163H13ZM52 162H56L54 164V167L52 166ZM58 162V163H57ZM113 162V161H112ZM127 162V161H126ZM145 162V161H144ZM224 162V161H223ZM140 163V162H139ZM138 163V166H139ZM221 163V164H220ZM6 164V165H5ZM131 164V163H130ZM143 164V163H142ZM220 164V166H219ZM10 165V164H9ZM146 165V164H145ZM13 166V164H12ZM90 166V165H89ZM93 166V165H92ZM116 166V165H115ZM20 167V166H19ZM23 167V166H21ZM26 169V166H24ZM40 167V166H39ZM95 167V169H96ZM91 168V167H90ZM118 168V167H117ZM122 168V167H121ZM124 168V167H123ZM146 168V166H145ZM4 169V168H3ZM23 169V170H24ZM63 169L65 171H67L66 173H64L65 171H63ZM97 169V170H98ZM127 169V168H126ZM139 169H142L139 166ZM255 169V168H254ZM20 170V169H19ZM83 170V169H82ZM122 170V169H121ZM128 170V169H127ZM147 170V169H146ZM252 170V169H251ZM250 170V171H251ZM96 170H94L95 172ZM99 171V173H100ZM108 171V170H107ZM111 171V170H110ZM119 171V170H118ZM126 171V170H125ZM129 171V170H128ZM248 171V170H247ZM249 171V173H250ZM253 171V170H252ZM23 172V171H22ZM21 172V173H22ZM27 172V171H26ZM25 172V174H26ZM31 172V171H30ZM29 171L27 172L28 174L30 173ZM86 172V171H85ZM89 172V170H88ZM92 172V171H91ZM90 172V173H91ZM93 172V173H94ZM98 172V171H97ZM21 173L18 171L16 172V174L18 175L17 177H19V175H21ZM87 173V172H86ZM104 173V172H103ZM107 174V172H105ZM119 173V172H118ZM247 173V172H246ZM23 175L26 176V175ZM96 174V172H95ZM98 174V173H97ZM102 174V173H101ZM104 174V175H106ZM120 174V173H119ZM122 174V173H121ZM120 174V175H121ZM36 175V173H35ZM83 175V174H81ZM89 175V174H88ZM92 175V174H91ZM114 175V174H113ZM125 175V174H124ZM94 176V174L92 175V177ZM107 176V175H106ZM110 176V175H109ZM116 176V175H114ZM244 176V175H243ZM253 176V175H251ZM22 177V176H21ZM33 177V176H31ZM30 177V178H31ZM36 177V176H35ZM38 177H40L38 175ZM76 177V175H75ZM87 177V175H86ZM90 176H88L89 179ZM102 177V176H101ZM146 177V178H145ZM248 177V176H247ZM78 179L80 177H77ZM82 178V177H81ZM84 178V177H83ZM82 178V179H83ZM95 178V176H94ZM104 178V176H103ZM106 178V177H105ZM104 178V179H105ZM115 178V177H114ZM254 178V176H253ZM24 179V178H22ZM29 179V178H28ZM27 179V180H28ZM51 179V178H50ZM68 179V178H67ZM76 179V180H78ZM102 179V178H101ZM110 179V178H109ZM246 179V178H245ZM250 179V177H249ZM252 179V177H251ZM24 179V181L22 182H13L11 184V186L8 188L9 190H6V192H15V193H19V196H22L23 198H21L20 200L24 199H28V200H35L34 197L36 198V196H40L43 191H41L40 193L35 194V186H36V181L35 179H31L29 181H27ZM45 183L47 182V178L44 179ZM52 180V179H51ZM69 180V179H68ZM71 180V179H70ZM69 180V181H70ZM74 180V179H72ZM86 180V179H85ZM91 180V178H90ZM99 179H97L98 181ZM116 180V179H115ZM133 180L138 181L137 183H134ZM89 181V180H87ZM104 181V180H102ZM106 181V180H105ZM109 181V180H108ZM111 181V180H110ZM114 181V180H112ZM111 181V182H112ZM92 182H95V180H93ZM99 182V181H98ZM110 182V183H111ZM54 183V181H53ZM76 183V181H75ZM73 183V184H75ZM82 183V182H81ZM87 182H84V184ZM248 184V183H247ZM254 184V183H253ZM3 185V184H2ZM82 185V184H81ZM243 185H246L245 183ZM39 186V185H38ZM42 186V185H41ZM45 186V185H44ZM47 186V185H46ZM247 186V185H246ZM4 187V186H3ZM2 187V188H3ZM8 187V186H7ZM40 187V186H39ZM48 187V186H47ZM5 188V187H4ZM115 188V191L114 189ZM1 189V187H0ZM38 189V187H37ZM36 189V190H37ZM40 189V188H39ZM72 189V188H71ZM2 190V189H1ZM21 190V191H20ZM47 190V188H46ZM68 190V189H66ZM70 190V189H69ZM75 190V189H74ZM3 191V190H2ZM53 191V192H54ZM39 192V191H38ZM51 195V202H57L55 203L56 206H60L62 204L63 201V195ZM72 192V191H71ZM74 192V191H73ZM241 192V191H240ZM243 192H245V194H243L245 197L243 198V201L246 202L247 201V190H243ZM45 193V190H44ZM46 194V193H45ZM2 195V194H1ZM0 195V197H1ZM6 195V194H4ZM3 195V196H4ZM8 195V194H7ZM261 197L264 196V193H260L259 194ZM15 196V195H14ZM16 196H18L16 194ZM48 196V195H45ZM78 196V195H77ZM256 196V194H255ZM138 197V196H137ZM17 198V197H16ZM19 198V197H18ZM44 198V197H43ZM48 198V197H46ZM136 198V197H135ZM256 198V197H255ZM2 199H6V197H3ZM40 199V198H38ZM7 200V199H6ZM13 200V199H12ZM10 200V201H12ZM15 200V199H14ZM13 200V201H14ZM136 200V199H135ZM37 201V200H36ZM15 202V201H14ZM44 202V201H43ZM47 202V200H46ZM59 202V203H58ZM31 203H34L31 202ZM40 203V202H39ZM50 203V202H49ZM224 203V202H223ZM45 204V202H44ZM43 204V205H44ZM54 204V203H53ZM222 204V203H221ZM259 204V201H258ZM17 205V204H16ZM31 205V204H30ZM36 205H42V200H41V204H37ZM51 205V203L49 204ZM233 205H235L233 203ZM26 206V205H24ZM52 206V205H51ZM55 206V205H54ZM65 206V204L63 205ZM75 206V207H76ZM32 207V205H31ZM30 207V208H31ZM34 210L35 209V206ZM33 207L31 210H33ZM38 208V207H37ZM40 208H42V206H40ZM46 207L44 206V209ZM55 208V207H54ZM137 208V207H136ZM135 208V209H136ZM141 208V207H140ZM228 208V206H227ZM237 208V207H236ZM235 209V208H234ZM228 210V209H227ZM230 211V209L228 210ZM30 212V211H28ZM57 212V211H56ZM55 212V213H56ZM62 212V211H61ZM131 212V211H130ZM236 212V211H234ZM31 213V212H30ZM59 213V212H58ZM80 217H78V215ZM92 213V214H93ZM225 213V212H224ZM233 213V212H232ZM61 214V213H59ZM73 214V213H71ZM230 214V212L228 213ZM237 214V212H236ZM56 215V214H54ZM86 215V214H85ZM84 215V216H85ZM224 215V214H223ZM231 215V214H230ZM62 216V215H61ZM228 216V215H227ZM232 216V215H231ZM56 217H60V216H56ZM73 217V216H72ZM87 217V216H86ZM85 217V218H86ZM89 217V216H88ZM54 218V217H53ZM122 218V216H121ZM229 218V217H228ZM50 219V218H49ZM48 219V220H49ZM84 219V218H83ZM98 219V218H97ZM120 219V218H118ZM227 219V217H226ZM56 220V219H55ZM55 220H52L53 222H55ZM61 220V219H60ZM86 220V219H85ZM100 220V219H99ZM47 220H44V222ZM59 221V220H57ZM90 221V219H89ZM61 222V221H60ZM85 222V221H84ZM96 222V221H95ZM94 222V224H95ZM226 223V221H224ZM58 223V222H57ZM82 223V221H81ZM87 223V222H85ZM231 223V222H230ZM47 224V222H46ZM49 224V223H48ZM47 224V226H48ZM56 224V223H55ZM89 226L87 225H83L82 227L84 228H91L90 230H93L94 224L88 223ZM110 224V222L108 223ZM239 224V223H238ZM35 226H37L36 224H34ZM39 225V224H38ZM43 225V224H42ZM50 225V224H49ZM52 225V224H51ZM61 225V223H60ZM78 225V223H77ZM82 225V224H81ZM112 225V224H111ZM143 225V226H144ZM41 226V225H40ZM108 226V225H107ZM51 227V226H50ZM53 227V226H52ZM51 227V228H52ZM56 227V226H55ZM102 227V226H101ZM106 227V226H105ZM227 227V226H226ZM230 227V226H229ZM247 227V226H246ZM36 228V227H35ZM50 228V229H51ZM75 228V227H74ZM78 228V226H77ZM100 228V227H99ZM98 228V229H99ZM34 229V228H32ZM48 229V228H47ZM45 228V230H47ZM85 229V230H86ZM143 229V228H142ZM146 229V228H145ZM169 230L166 234H164L161 231L166 232L167 230ZM231 229V228H230ZM256 229V228H255ZM253 229V231L255 230ZM40 230V229H39ZM52 230V229H51ZM72 230V229H71ZM79 230V229H78ZM81 230V229H80ZM105 230V228H104ZM103 230V231H104ZM174 230V232H173ZM248 230V229H247ZM76 231L77 230H73ZM94 231V230H93ZM97 231V230H96ZM106 231H108L106 229ZM144 231V230H143ZM47 232L51 233L49 230H47ZM75 232V234H76ZM80 232V231H79ZM82 232V231H81ZM89 232V231H88ZM100 232V231H99ZM98 232V233H99ZM41 233V232H40ZM78 233V232H77ZM87 233V232H86ZM90 233V232H89ZM97 233V232H96ZM104 233V232H103ZM181 233V234H180ZM240 233V232H239ZM246 233V232H245ZM44 234H46V231H44ZM54 234V233H51ZM55 234H57L55 232ZM88 234V233H87ZM43 235V233L41 234ZM47 235V234H46ZM50 236V234H48ZM104 236V234H101ZM85 236V235H84ZM88 236V235H87ZM102 236V237H103ZM248 236V235H247ZM246 236V237H247ZM51 237V236H50ZM75 237V236H74ZM83 237V236H82ZM80 237V238H82ZM86 237V236H85ZM149 237V236H148ZM245 237V236H244ZM250 237V236H249ZM45 238V237H44ZM55 238V237H53ZM84 238V237H83ZM87 238V237H86ZM108 238V237H107ZM106 238V239H107ZM242 238V237H241ZM50 239V238H49ZM105 239V238H102ZM147 239V238H146ZM77 240V239H76ZM108 240V239H107ZM24 241L21 240V242ZM69 241V240H68ZM102 241V240H101ZM111 241V239L109 240ZM108 241V242H109ZM240 241V240H239ZM72 242V241H71ZM105 242V241H104ZM241 242V241H240ZM254 242V241H253ZM19 243V242H18ZM55 243V242H54ZM67 243V241H66ZM70 243V242H68ZM256 243V242H255ZM27 244V243H26ZM182 244H186L185 246H183ZM21 245V244H20ZM60 245V244H59ZM66 245V244H65ZM70 245V244H68ZM96 245V243H95ZM102 245V244H99ZM106 245V243H105ZM146 245V244H145ZM254 245V244H253ZM252 245V246H253ZM23 246V245H22ZM147 246V245H146ZM235 246V245H234ZM255 246V245H254ZM58 247V246H56ZM65 247V246H62ZM93 247V246H91ZM99 247V246H98ZM106 247V246H105ZM239 247V246H238ZM70 248V247H69ZM148 248V247H147ZM219 248V247H218ZM217 248V249H218ZM237 248V245H236ZM240 248V247H239ZM255 248V247H254ZM253 248V249H254ZM59 249V248H57ZM94 249V248H93ZM100 249V248H99ZM114 249V248H113ZM113 249H111V251L109 252V250H107L110 254L114 253ZM231 249V247H230ZM238 249V248H237ZM236 249V250H237ZM252 249V248H251ZM61 250V248H60ZM84 253L87 251L86 249H84ZM98 250V249H97ZM102 250V249H101ZM100 250V251H101ZM194 250H196V255L199 251H201L200 253H204L207 256V260L201 261L200 259H198L194 254ZM229 250V247H228ZM70 251V250H69ZM68 251V252H69ZM77 251V250H76ZM79 251L81 252V249L79 248ZM104 251V250H103ZM198 251V252H197ZM220 251V250H219ZM218 251V252H219ZM232 251V250H231ZM245 251V250H244ZM78 252V253H80ZM96 252V250L94 251ZM102 252V251H101ZM116 252V250H115ZM236 252L235 250L233 251V253ZM239 252V251H238ZM108 253V254H109ZM199 253V254H200ZM246 253V252H245ZM92 254V253H91ZM116 254V253H114ZM163 254V255H162ZM179 254V253H178ZM177 254V255H178ZM200 254V255H201ZM238 254V253H237ZM236 254V255H237ZM56 255V254H55ZM64 256L66 254H63ZM62 255V256H63ZM79 255V254H78ZM113 255V254H112ZM176 255V254H175ZM216 255V254H215ZM235 255V256H236ZM240 255V254H239ZM248 255V254H247ZM63 256V257H64ZM89 256V255H88ZM93 258L91 259L90 263L87 264H103V259L106 257V254L103 256L100 254V252L95 253V255H92ZM111 256V255H110ZM119 256V255H118ZM172 256V255H171ZM179 256V255H178ZM222 256V255H221ZM219 256V258L221 257ZM249 256V255H248ZM56 257V256H55ZM59 257V256H58ZM112 257V256H111ZM114 257V255H113ZM175 257V256H174ZM177 257V256H176ZM180 257V256H179ZM177 257V258H179ZM196 257V258H195ZM66 258V257H65ZM71 258V257H70ZM107 258V257H106ZM105 258V259H106ZM109 258V256H108ZM176 258V259H177ZM58 259V258H57ZM86 259V258H85ZM88 259V258H87ZM116 259V258H115ZM114 259V260H115ZM233 259V258H232ZM231 259V260H232ZM238 259V258H237ZM62 262V259H60ZM90 260V259H89ZM111 260V259H110ZM113 260V259H112ZM117 260V259H116ZM115 260V261H116ZM179 260V259H178ZM183 260V258H182ZM220 260V259H219ZM243 260V259H242ZM85 261V260H84ZM121 261V260H120ZM177 261V260H175ZM246 261V259H245ZM248 261V260H247ZM67 262V261H66ZM111 262V261H110ZM204 262V263H203ZM229 262V260H228ZM179 262H176V264H178ZM231 263V262H230ZM229 263V264H230ZM68 264V263H67ZM71 264V263H70ZM80 264V263H79ZM174 264V263H173Z\"/></svg>", "mask_w": 264, "mask_h": 264}, {"label": "water", "instance_id": "obj_3", "mask_svg": "<svg viewBox=\"0 0 264 264\" xmlns=\"http://www.w3.org/2000/svg\"><path fill=\"white\" fill-rule=\"evenodd\" d=\"M59 0H39L40 16L37 18V23L41 27H48L50 23L55 21L56 15L59 11ZM135 228L136 226L133 225ZM130 224L120 223L115 227L114 235L117 237L120 247L125 251L130 264H136L138 258L144 254V248L141 242V235H135L129 227Z\"/></svg>", "mask_w": 264, "mask_h": 264}, {"label": "snow or ice", "instance_id": "obj_4", "mask_svg": "<svg viewBox=\"0 0 264 264\" xmlns=\"http://www.w3.org/2000/svg\"><path fill=\"white\" fill-rule=\"evenodd\" d=\"M138 10V9H137ZM130 87H132L133 89L135 88V84L133 83L132 85H130ZM219 86L215 83H211L208 85V89L209 90H218ZM149 100H152L153 98L152 97H148ZM156 99H159V100H162L165 102V107L168 106L167 104V100H168V95L167 93H164L162 96L160 97H157ZM173 119H177V117H173ZM115 179V178H113ZM257 200L259 201V204L255 205L252 210L255 211L258 207H261V206H264V197H261L260 195L257 196Z\"/></svg>", "mask_w": 264, "mask_h": 264}]
</instances>
